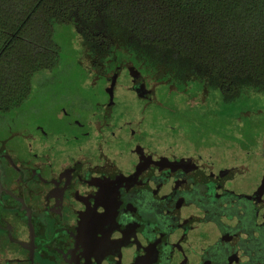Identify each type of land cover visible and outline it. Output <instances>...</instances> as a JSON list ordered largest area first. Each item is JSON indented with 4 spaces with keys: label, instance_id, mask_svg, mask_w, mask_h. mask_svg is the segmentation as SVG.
Returning <instances> with one entry per match:
<instances>
[{
    "label": "flooded vegetation",
    "instance_id": "1",
    "mask_svg": "<svg viewBox=\"0 0 264 264\" xmlns=\"http://www.w3.org/2000/svg\"><path fill=\"white\" fill-rule=\"evenodd\" d=\"M72 28L80 79L39 106L35 74L0 109V264H264V144L232 161L238 133L184 144L154 113L193 81L151 80Z\"/></svg>",
    "mask_w": 264,
    "mask_h": 264
},
{
    "label": "trees",
    "instance_id": "2",
    "mask_svg": "<svg viewBox=\"0 0 264 264\" xmlns=\"http://www.w3.org/2000/svg\"><path fill=\"white\" fill-rule=\"evenodd\" d=\"M55 25L104 42V58L127 59L151 80L198 82L226 106L264 95V0H0L1 110L57 67Z\"/></svg>",
    "mask_w": 264,
    "mask_h": 264
},
{
    "label": "rangeland",
    "instance_id": "3",
    "mask_svg": "<svg viewBox=\"0 0 264 264\" xmlns=\"http://www.w3.org/2000/svg\"><path fill=\"white\" fill-rule=\"evenodd\" d=\"M53 37L54 42L60 48V61L53 71L41 72L34 77L33 95L36 93L37 96L33 97V101H36L39 106L44 105L45 100L49 99L46 96L59 95L63 91L67 79L76 76L78 80L83 73L78 64L80 58V54L77 53L79 40L75 30L71 26L55 25ZM49 75L54 76V84L52 82L47 84L46 80ZM197 87L199 85L192 82L187 93H173L171 98L163 97L166 90L165 88L161 89L163 93L161 96L159 95L158 100L166 102L167 106L173 104L175 111L170 113L160 109L154 113V116H162L169 124H166L167 126L173 127L172 125L177 124L176 127L178 128L169 132L171 135L183 138V143L188 145L190 142L198 144L197 139L202 136L208 137V139H215L216 137L224 139L222 137L229 136L234 132L236 133L235 136L238 137V133L244 138L243 141L238 142L239 146L234 145V142L223 141L220 148L226 159L230 161L233 160V157L241 158L245 155V152L239 150L240 146H244L248 150L252 146L259 147L264 144V95L246 94L235 104L226 106L221 97L214 91H209L204 103H201ZM136 105L137 102L134 99L132 106ZM166 125L164 128L169 131L170 129ZM211 135L215 137L211 138ZM214 142L208 141L203 142V144L216 145Z\"/></svg>",
    "mask_w": 264,
    "mask_h": 264
},
{
    "label": "water",
    "instance_id": "4",
    "mask_svg": "<svg viewBox=\"0 0 264 264\" xmlns=\"http://www.w3.org/2000/svg\"><path fill=\"white\" fill-rule=\"evenodd\" d=\"M134 75V78L137 79L139 77V73L136 72L135 70H130Z\"/></svg>",
    "mask_w": 264,
    "mask_h": 264
}]
</instances>
